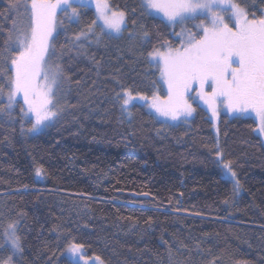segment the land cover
I'll return each mask as SVG.
<instances>
[{"label":"trees","instance_id":"trees-1","mask_svg":"<svg viewBox=\"0 0 264 264\" xmlns=\"http://www.w3.org/2000/svg\"><path fill=\"white\" fill-rule=\"evenodd\" d=\"M236 2L257 17L264 11L261 0ZM9 3L0 0V87L27 26L21 8L11 13L13 30ZM108 3L126 14L119 36L95 27L94 36L77 41L93 9L74 5L78 17L57 10L48 63L70 79L53 97L57 116L48 126L29 131L22 96L10 112L0 110V245L8 224L18 222L22 251L12 264H68L63 252L72 243L104 264H264V143L255 121L221 114L215 133L197 104L187 124L159 122L139 104L126 117L115 99L121 85L163 96L148 54L178 47L180 24L145 13L142 0ZM227 161L240 184L235 194ZM8 255L0 249V258Z\"/></svg>","mask_w":264,"mask_h":264},{"label":"snow or ice","instance_id":"snow-or-ice-1","mask_svg":"<svg viewBox=\"0 0 264 264\" xmlns=\"http://www.w3.org/2000/svg\"><path fill=\"white\" fill-rule=\"evenodd\" d=\"M89 2L78 0V6L86 7ZM142 7L145 13L162 14L172 25L200 16L211 19L209 25L199 26V33H188L180 47L162 45L165 51L154 50L148 54L149 62L159 71V79L167 86L166 97L162 98L157 92L151 97L139 93L134 96L131 89L121 85L115 99L121 103L122 111H128L132 102L138 99L159 117L173 121L187 119L194 111L187 94L197 91L213 117L217 116L216 101L219 99L230 112H254L259 120L258 131L264 134V11L257 17L234 0H143ZM21 8L27 17V26L20 29L16 38L14 55L10 58L12 75L6 85L0 87V96L5 87L8 89L6 106L0 110L10 112L19 103L17 97L22 96L27 107L26 110L21 108V113L24 118L31 119L29 131L35 132L48 126L57 116L52 110L56 107L53 97L61 89V81L70 79L59 65L48 63L52 54L50 49L54 51L51 42L56 39L53 33L57 28V10L67 13L71 9L72 17H78L79 12L73 0H30L23 4L19 0H10L7 18L13 19L11 13L19 12ZM95 11L96 19L87 32L81 31L76 36L77 41L81 37L88 40L90 34L94 36L95 27L109 36H119L126 30V14L113 11L108 0H95ZM13 30H16L15 19ZM153 87L158 89L155 81ZM206 88L210 91H205ZM217 155L220 156L219 150ZM222 166L226 177L235 181V194L240 184L231 162H223ZM36 175L41 176L42 169L38 168ZM17 224L9 223L4 232L5 243L0 248H7L11 255L0 258V264H12L13 257L22 251ZM68 252V264H88L84 245L72 243ZM92 259L93 264H104L99 256Z\"/></svg>","mask_w":264,"mask_h":264},{"label":"rangeland","instance_id":"rangeland-1","mask_svg":"<svg viewBox=\"0 0 264 264\" xmlns=\"http://www.w3.org/2000/svg\"><path fill=\"white\" fill-rule=\"evenodd\" d=\"M73 2H74V5L78 4V0H73ZM234 2H236V0H234ZM142 3H143V0H142ZM236 3H237V2H236ZM88 7H90L91 9H93V11H94V13H95V19H96L95 0H90V2L88 3ZM111 9H112V8H111ZM112 10H113V11H119V10H115V9H112ZM150 15L155 16V17H158V18L164 20L166 23H168L167 20L162 16V14L155 13L154 11H152ZM199 19H200V20H199ZM210 19H211L210 16H209L208 18H205L204 16H200V17L197 18V19H191V20H192V22H191V23H192V26H191V27L188 26V28H187L186 26L184 27L183 24L186 23L187 21H191V20H186V21H184V23L180 24V28L178 29V33H179L180 35H176L177 38L179 39V43H180V45H179L178 47L181 46V42H182L183 40H186V39H187V35H188V33H194V31H198V32H200L201 29H200L199 26H200L201 24L209 25V24H210ZM168 24L171 25V26H174V25H172V24H170V23H168ZM194 29H195V30H194ZM178 33H177V34H178ZM108 36H109V35H108ZM112 36H116V35L113 34ZM178 47H176V48H178ZM158 50L163 52V51L166 50V48L158 49ZM152 52H153V51H152ZM148 59H149V61H150L149 56H148ZM151 64H152V63H151ZM152 65H153V64H152ZM153 66H154V65H153ZM154 67H155V66H154ZM155 68H156V67H155ZM156 69H157V68H156ZM157 71H158V70H157ZM158 75L160 76L159 71H158ZM160 82H161V85H162V88H163V96H161V97L164 98V97H166V94H167V86H166L161 80H160ZM193 87L196 88L197 86L194 85ZM197 90H198V89H197ZM205 91H210V90L206 88ZM133 95L135 96L136 94H133ZM193 97H195V99H193ZM187 99H188V103L191 104V106H192L193 109H194L193 104H197V105H199L201 108H203V109L207 112V114H208V116H209V119L211 120V122H212V124H213V129H214L215 133L217 132L218 121H219V117H220L221 114H223V115H227V116L230 117V118H234V117H244V118L247 117V118H252V119L255 121V123H256L255 133H256L257 136H259V137L261 138V140H262L263 143H264V134H261V133H259V131H258L259 120H258V118L256 117V115H255L254 112H251L250 110H249L248 112L243 113V114L230 112V111L226 108V106H225L223 103H221L220 100L218 99V100L216 101L217 116H216V117H213V115H212V111H211V109L209 108L208 104H206L204 100L200 99V97L197 95V91H190V92L187 94ZM149 103H150V101H149ZM120 104H121V103H120ZM133 104H139V105L144 106V108L147 110V112L151 113V115H152L153 117H155L157 121H159V122H164V123H167V124H170V125H173V126H176V125H179V124H187V123H189L190 120H192L193 117H194V111H193L192 114H191V116L187 117V119L181 118V119H179V120H175V121H173V120L168 119V118H164V117H159V116H157V115L155 114V112H154L153 109H150V108H148L147 106H145V102H144V101H141V100H138V99H137V100H135V101L132 102V105H133ZM129 108H130V106H129ZM121 109H122V108H121ZM122 112L124 113V115H125L126 117H129V116H130V115H129V109H128V111H122ZM42 128H43V127H42ZM229 178H230V177H229ZM38 179H39V177H37V180H38ZM6 229H7V228H6ZM4 238H5V237H4ZM4 243H5V242H4ZM69 245H70V244H69ZM69 245L65 248V250H64V252H63V255H64L68 260H69V252H68ZM0 249H2V248H0ZM19 253H20V252H18V253L13 257V261L19 259ZM9 255H11V252H10V251H9ZM9 255H8V256H9ZM85 258L88 259V264H93V259H92V258H94V257H87V256H85ZM12 263H13V262H12Z\"/></svg>","mask_w":264,"mask_h":264}]
</instances>
